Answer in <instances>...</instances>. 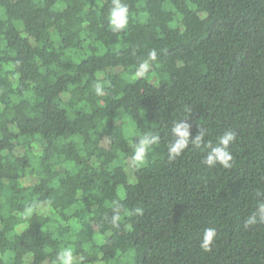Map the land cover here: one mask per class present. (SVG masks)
<instances>
[{"label": "trees", "instance_id": "obj_1", "mask_svg": "<svg viewBox=\"0 0 264 264\" xmlns=\"http://www.w3.org/2000/svg\"><path fill=\"white\" fill-rule=\"evenodd\" d=\"M122 2L113 33L112 0H0V264L68 246L76 264H264V224L244 227L264 201V0ZM186 118L203 140L171 161ZM225 131L232 167H208ZM146 134L160 142L136 167Z\"/></svg>", "mask_w": 264, "mask_h": 264}, {"label": "clouds", "instance_id": "obj_2", "mask_svg": "<svg viewBox=\"0 0 264 264\" xmlns=\"http://www.w3.org/2000/svg\"><path fill=\"white\" fill-rule=\"evenodd\" d=\"M108 27L113 33H119L124 31L129 23V8L122 0H112V7L108 15ZM157 53L155 50H151L148 53V59L140 64V71L138 76H143L144 72L148 68V61H156ZM106 82H97L94 85V92L98 96L105 94L104 89ZM190 112V110H189ZM187 118L176 122L172 127V134L175 139L168 145L167 155L168 159L174 161L179 157L183 151L189 146V143L200 146V142L203 140V133H198L195 138L190 139L189 124L186 122ZM236 140V134L232 131H225L218 137L215 145H206L209 148L207 155L204 159V164L208 167H213L216 164L221 165L224 168L232 167V154L229 151V146ZM160 142V137L157 135L146 134L139 138L134 144V151L132 155V163L136 167L143 166L146 163V157L152 150V146L157 145ZM113 212L111 217V223L116 225L121 220V209L119 203L113 202ZM43 211V207L39 201L34 202L24 209L22 215L24 217H30L33 213H40ZM135 212H141V209L137 208ZM125 214L128 213L127 209H124ZM264 224V201L259 202L256 210L250 214L244 221V227L247 228L252 225ZM216 238V230L214 228H206L204 230L202 239L200 241V248L207 252L211 251L213 242ZM73 248L71 246L64 247L57 252L54 264H76ZM84 257H80V261H83Z\"/></svg>", "mask_w": 264, "mask_h": 264}, {"label": "rangeland", "instance_id": "obj_3", "mask_svg": "<svg viewBox=\"0 0 264 264\" xmlns=\"http://www.w3.org/2000/svg\"><path fill=\"white\" fill-rule=\"evenodd\" d=\"M122 116H123L124 120H126V121L129 120V117H128L127 114L122 113ZM127 119H128V120H127ZM127 126H128V131H129V132H132V131H133V126H132L131 122H130V123L127 122Z\"/></svg>", "mask_w": 264, "mask_h": 264}]
</instances>
